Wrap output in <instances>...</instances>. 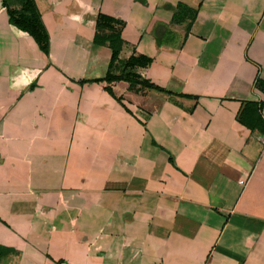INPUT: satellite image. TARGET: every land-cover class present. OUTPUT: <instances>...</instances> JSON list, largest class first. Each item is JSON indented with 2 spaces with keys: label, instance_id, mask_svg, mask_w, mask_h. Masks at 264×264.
<instances>
[{
  "label": "crops",
  "instance_id": "crops-1",
  "mask_svg": "<svg viewBox=\"0 0 264 264\" xmlns=\"http://www.w3.org/2000/svg\"><path fill=\"white\" fill-rule=\"evenodd\" d=\"M37 3L49 54L0 0V264H264V0Z\"/></svg>",
  "mask_w": 264,
  "mask_h": 264
},
{
  "label": "trees",
  "instance_id": "trees-1",
  "mask_svg": "<svg viewBox=\"0 0 264 264\" xmlns=\"http://www.w3.org/2000/svg\"><path fill=\"white\" fill-rule=\"evenodd\" d=\"M4 5L7 7L9 12L10 21L17 25L19 28L29 32L37 41L40 48L46 52L50 53L51 38L49 31L43 21L41 10L38 6L37 0H3ZM124 20L100 12L97 19V27L99 30L109 29L108 34H97L95 40L99 43H109L113 49V55L110 65L114 64L115 61L119 59L121 49L123 47V37H122V27L124 26ZM160 41V39H159ZM152 58L149 56H132L126 65L135 66L137 64L147 65L152 62ZM135 73L124 72L120 75L108 72L106 79L111 82L117 79H126L131 82L132 85L136 83H143L145 86L156 88L162 91L172 92L162 86H159L150 80H140ZM256 86L264 90V80L260 77L257 78L255 82ZM107 88L112 91L110 86ZM250 105H256L258 108L264 106V101L255 102L248 100L244 108L242 109L239 119L244 124L248 125L245 120V115L248 113V108Z\"/></svg>",
  "mask_w": 264,
  "mask_h": 264
},
{
  "label": "built area",
  "instance_id": "built-area-1",
  "mask_svg": "<svg viewBox=\"0 0 264 264\" xmlns=\"http://www.w3.org/2000/svg\"><path fill=\"white\" fill-rule=\"evenodd\" d=\"M241 182H243V180Z\"/></svg>",
  "mask_w": 264,
  "mask_h": 264
}]
</instances>
